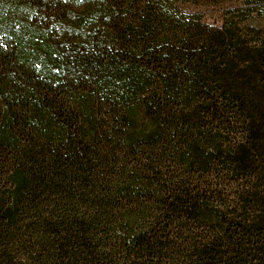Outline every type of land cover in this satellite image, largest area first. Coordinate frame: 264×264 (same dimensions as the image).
<instances>
[{
	"label": "trees",
	"instance_id": "trees-1",
	"mask_svg": "<svg viewBox=\"0 0 264 264\" xmlns=\"http://www.w3.org/2000/svg\"><path fill=\"white\" fill-rule=\"evenodd\" d=\"M250 2L0 0V264H264Z\"/></svg>",
	"mask_w": 264,
	"mask_h": 264
},
{
	"label": "rangeland",
	"instance_id": "rangeland-1",
	"mask_svg": "<svg viewBox=\"0 0 264 264\" xmlns=\"http://www.w3.org/2000/svg\"><path fill=\"white\" fill-rule=\"evenodd\" d=\"M177 2L182 10L188 13L198 12L204 23L214 26L222 24L224 9L240 8L243 4V0H177ZM250 5L256 10L250 15H247L245 10L239 13L235 12V20L238 18L242 24L258 27L264 34V0H251Z\"/></svg>",
	"mask_w": 264,
	"mask_h": 264
}]
</instances>
